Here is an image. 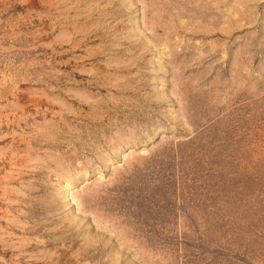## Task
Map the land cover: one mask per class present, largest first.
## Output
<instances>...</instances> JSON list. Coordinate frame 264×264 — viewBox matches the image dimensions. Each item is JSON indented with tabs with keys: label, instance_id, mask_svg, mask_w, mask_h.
<instances>
[{
	"label": "rangeland",
	"instance_id": "1",
	"mask_svg": "<svg viewBox=\"0 0 264 264\" xmlns=\"http://www.w3.org/2000/svg\"><path fill=\"white\" fill-rule=\"evenodd\" d=\"M0 264H264V0H0Z\"/></svg>",
	"mask_w": 264,
	"mask_h": 264
}]
</instances>
